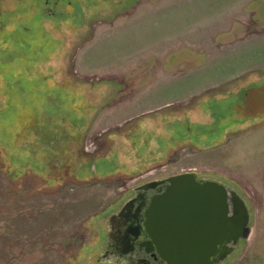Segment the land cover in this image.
Returning <instances> with one entry per match:
<instances>
[{
  "label": "rangeland",
  "instance_id": "obj_1",
  "mask_svg": "<svg viewBox=\"0 0 264 264\" xmlns=\"http://www.w3.org/2000/svg\"><path fill=\"white\" fill-rule=\"evenodd\" d=\"M189 172L264 264V0H0V264H120L111 216Z\"/></svg>",
  "mask_w": 264,
  "mask_h": 264
},
{
  "label": "water",
  "instance_id": "obj_2",
  "mask_svg": "<svg viewBox=\"0 0 264 264\" xmlns=\"http://www.w3.org/2000/svg\"><path fill=\"white\" fill-rule=\"evenodd\" d=\"M164 182L167 191L152 208L155 229L146 228L166 264H220L250 239V214L236 191L201 180L196 172ZM226 243L229 247L220 249Z\"/></svg>",
  "mask_w": 264,
  "mask_h": 264
},
{
  "label": "flooded vegetation",
  "instance_id": "obj_3",
  "mask_svg": "<svg viewBox=\"0 0 264 264\" xmlns=\"http://www.w3.org/2000/svg\"><path fill=\"white\" fill-rule=\"evenodd\" d=\"M182 174L185 173L178 175ZM172 177L147 181L135 187L133 196L111 216L106 255L112 261H118L120 264H166L155 249L146 225L153 233L155 229L152 225L153 205L164 195L169 186L168 182H161ZM149 184L153 186L145 188ZM224 247L228 248L229 244L226 243L219 248L224 249ZM219 256L220 253L213 257L212 261ZM229 257L230 255L227 258Z\"/></svg>",
  "mask_w": 264,
  "mask_h": 264
}]
</instances>
